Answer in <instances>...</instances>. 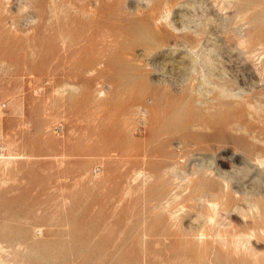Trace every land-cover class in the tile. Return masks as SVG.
<instances>
[{"label": "rangeland", "instance_id": "rangeland-1", "mask_svg": "<svg viewBox=\"0 0 264 264\" xmlns=\"http://www.w3.org/2000/svg\"><path fill=\"white\" fill-rule=\"evenodd\" d=\"M0 163L11 264H264V0H0ZM173 186L228 195L250 251H161ZM177 203L197 233L209 209Z\"/></svg>", "mask_w": 264, "mask_h": 264}, {"label": "bare ground", "instance_id": "bare-ground-1", "mask_svg": "<svg viewBox=\"0 0 264 264\" xmlns=\"http://www.w3.org/2000/svg\"><path fill=\"white\" fill-rule=\"evenodd\" d=\"M176 85V84H175ZM193 91H196V88H193ZM203 106V105H202ZM3 150V149H2ZM2 154V153H1ZM8 155V154H7ZM9 156V155H8ZM4 157V156H3ZM2 159H4V158H2ZM5 161H10L11 160V158L10 159H8V160H6V159H4ZM1 164V163H0ZM8 164H9V162H8ZM9 165H11V164H9ZM198 166V165H197ZM200 166V165H199ZM6 167V166H5ZM4 167V168H5ZM7 168V167H6ZM5 168V169H6ZM9 169V168H8ZM179 171V170H178ZM168 172H170V171H168ZM181 172V171H180ZM141 174L143 173V172H140ZM139 173V174H140ZM174 173H175V171H174ZM173 173V174H174ZM206 173V172H205ZM140 174V175H141ZM145 174V173H144ZM142 175V177L144 176L145 178H144V182H143V185L145 184L146 186H147V182H150L151 180H149L150 179V177H148L150 174L149 173H147L146 175ZM149 174V175H148ZM184 175H185V172L183 173ZM194 174H196V173H194ZM209 174V173H208ZM207 173L205 174V175H208ZM148 175V176H147ZM152 175V174H151ZM165 175V174H164ZM170 175V174H169ZM168 175V176H169ZM204 175V176H205ZM137 176H138V174H137ZM218 176L220 177V178H223V180H225V181H227V176H224V175H222L220 172H219V174H218ZM153 177V176H152ZM151 177V178H152ZM164 177V176H163ZM167 177V175L165 176V178ZM187 177H189V175L187 174ZM186 177V178H187ZM154 178V177H153ZM161 178V177H160ZM164 178V179H165ZM176 178V177H175ZM178 178V177H177ZM185 177H184V180L186 179ZM195 178V177H194ZM136 179V178H135ZM134 179V180H135ZM155 180H156V178H154ZM153 179V180H154ZM174 179V178H173ZM138 180H139V178H138ZM138 180H136L135 182H137V184H138ZM142 180V179H141ZM140 180V181H141ZM157 180H158V178H157ZM194 180H196V178L194 179ZM160 181V180H159ZM132 182H134V181H132ZM152 182V181H151ZM161 183H162V181H160ZM169 182H170V180H169ZM185 182H187V184L189 183L190 184V182H191V180H190V182L189 181H185ZM156 183H157V181H156ZM164 184H165V182H163ZM162 183V184H163ZM171 183V182H170ZM180 183V182H179ZM131 184H133V183H131ZM173 184V183H172ZM186 184V185H187ZM224 184V183H223ZM133 185H135V184H133ZM132 185V186H133ZM150 185V184H149ZM153 185V184H152ZM155 185V184H154ZM158 185H160V183L158 182ZM165 185H167V181H166V184ZM170 185V184H169ZM180 185V184H179ZM192 185V184H191ZM227 185V184H226ZM225 185V186H226ZM131 186V187H132ZM146 186H144V188L146 187ZM157 186V185H156ZM155 186V187H156ZM160 186H162V185H160ZM171 186V185H170ZM175 186V185H174ZM173 186V187H174ZM158 187V186H157ZM177 187V186H176ZM227 187V186H226ZM142 189H144L143 187H141ZM151 189H152V187H150ZM179 188H181V186L180 187H178V189ZM188 188V187H187ZM196 188V187H195ZM202 188V189H201ZM201 188H197V189H201L202 191L203 190H205V189H203V187H201ZM205 188V187H204ZM213 188V187H212ZM128 189V188H127ZM139 190H140V188H138ZM141 189V190H142ZM146 189H147V187H146ZM150 189V190H151ZM164 188H162V190H159L158 191V195H156V197L155 196H153L154 198H153V204H156V206L153 208V209H157L156 210V213H158L157 211L159 210V212L160 213H158V214H155L154 216L155 217H159V219L160 218H162V223H161V226H160V229H158L154 234H153V236H155V238H154V241H155V239H157L156 237H158V242H154V244H157V246H159V248L161 249V251H167V250H171L172 248H174L176 245H178V244H187L188 246H190L189 245V243H190V236H192V238H194L193 240H192V243L193 244H195V246L197 247H199V250L202 252V250H204L203 251V253L202 254H204V252H206V247L210 244V245H212V244H214L215 242H217V241H221V242H223L224 244H228V243H230V241L233 243V248L235 247V250L238 252L239 250H241V248L243 247L244 249L243 250H245V248L248 250V251H250V249H248L247 248V246L250 244V239H252V238H250V236L248 235V234H246V233H242V231H241V235H237V234H233V235H229L228 233L229 232H224V231H222L219 227H221V226H219V225H222V223L221 224H219V220H217V217H218V214L219 213H221L220 212V209H221V206H224V205H228V203H229V197H228V195H225L224 194V196L223 197H220V196H218L216 193H215V190L214 189H210L211 191H209V192H203V193H201V192H192L191 191V193L189 194V195H187V196H184L185 194H183L184 192H185V190H182L181 189V192L180 193H178L177 191V188H175L174 187V189L172 190V188H171V190H166L165 191V189L163 190ZM177 191H176V190ZM196 189V190H197ZM228 189V188H227ZM133 190V189H132ZM149 190V191H150ZM180 190V189H179ZM191 190H195V189H192L191 188ZM135 191V190H134ZM138 191V190H137ZM142 191H145V189L144 190H142ZM146 191H148V190H146ZM148 191V192H149ZM183 191V192H182ZM190 191V190H189ZM140 192V191H139ZM138 192V193H139ZM147 192V193H148ZM142 193V192H141ZM229 193V192H228ZM227 193V194H228ZM128 194V193H127ZM130 194V193H129ZM128 194V195H129ZM143 194H145V193H143ZM127 196V195H126ZM130 196V195H129ZM128 196V197H129ZM131 196H133L134 197V195L132 194ZM140 196H141V199H142V194H140ZM239 196V195H238ZM126 198V197H125ZM129 198H131V197H129ZM231 199V198H230ZM150 200H152V198H150ZM190 201V203H192V205H191V207L192 208H194V209H196L197 207H205V208H207V209H209V210H207V211H210V214H209V216L203 221V222H198L199 223V227L200 228H198L197 229V233L194 231V233H190V232H187V231H184V229L182 230L181 228V226H180V224H181V222H182V220L187 216V213H186V211L184 210L185 208L184 207H186L185 205L184 206H182V207H180L179 209H171L173 206L172 205H174L175 203H177V202H179V201H181V202H184V201ZM143 201V200H142ZM144 202V201H143ZM145 204V203H144ZM177 204H179V203H177ZM182 204V203H181ZM201 204V205H200ZM149 207H150V204H149ZM149 207H148V209H149ZM152 207V206H151ZM177 207H179V206H177ZM239 207V206H238ZM145 208V207H144ZM147 209V208H146ZM187 209V208H186ZM188 210V209H187ZM146 211V210H145ZM151 211H152V209H151ZM193 211H195V210H193ZM249 211V210H248ZM255 211V210H254ZM143 212H144V210H143ZM154 211H152V213H153ZM203 212V211H202ZM151 213V212H150ZM251 213V212H250ZM253 213V212H252ZM251 213V214H252ZM256 213V212H255ZM146 214V219H145V222H147V217H151V216H148V214L147 213H145ZM254 214V213H253ZM260 214V213H259ZM140 215H142L141 213H140ZM153 215V214H152ZM199 216L200 215H202L201 213H199L198 214ZM249 215V214H248ZM144 216V215H143ZM220 216H222V215H220ZM252 215H250L248 218H250ZM254 216H255V214H254ZM253 216V217H254ZM260 216V215H259ZM259 216H258V218L257 219H259ZM139 217H141V216H139ZM195 217V216H194ZM223 217H224V215H223ZM226 217V216H225ZM260 217H263V214H262V216H260ZM220 218V217H219ZM218 218V219H219ZM255 218V217H254ZM130 219H131V217H130ZM159 219H158V221H159ZM192 219H193V217H192ZM256 219V218H255ZM256 219V220H257ZM251 220H254V219H252V217H251ZM158 221H156V222H158ZM132 222V221H131ZM254 222V221H253ZM187 223V222H186ZM154 224V223H153ZM157 224V223H156ZM219 224V225H218ZM228 224V223H227ZM234 224V223H233ZM225 225V224H224ZM229 225V224H228ZM232 225V224H231ZM150 226H152V225H150ZM154 226H155V224H154ZM154 226L152 227V229L154 228ZM246 226V225H245ZM248 226H250V225H248ZM181 227V228H180ZM233 227V226H232ZM251 227H252V225H251ZM98 228V227H97ZM101 228V227H100ZM109 228V227H108ZM224 228V227H223ZM234 228V227H233ZM253 228V227H252ZM150 229H151V227H150ZM235 229V228H234ZM259 229V228H258ZM99 230H101V229H99ZM99 230H98V232H99ZM154 230V229H153ZM253 230H255V229H253ZM261 230V229H260ZM260 230H259V232H260ZM244 231V230H243ZM256 231V230H255ZM254 231V232H255ZM258 231V230H257ZM264 231V230H263ZM262 231V232H263ZM150 231H148V230H145V232L143 233V254H144V262L146 261L147 262V260H148V257H149V255H150V251H149V246L151 245H149L148 246V237L150 238V235H151V233H149ZM151 232H152V230H151ZM245 232V231H244ZM248 232V231H247ZM250 232V231H249ZM253 232V231H252ZM97 233V232H96ZM256 233V232H255ZM254 233V234H255ZM261 233V232H260ZM264 233V232H263ZM140 234V233H139ZM138 234V235H139ZM262 234V233H261ZM141 235V234H140ZM140 235H139V237H140ZM256 235H257V233H256ZM256 235H255V237H256ZM260 235V234H259ZM152 236V235H151ZM231 236V237H230ZM137 237V236H136ZM254 237V236H253ZM254 237V238H255ZM264 237V236H263ZM99 238V237H98ZM138 238V237H137ZM159 238H161V239H159ZM257 239H258V236L256 237ZM255 238V239H256ZM152 242V241H151ZM150 242V243H151ZM218 243V242H217ZM153 244V243H152ZM221 244V243H220ZM219 244V245H220ZM209 245V248L211 247ZM218 245V244H217ZM222 245V244H221ZM194 246V245H193ZM229 245H227L226 247H228ZM24 247V243L23 242H18L17 244H16V248L18 249H22ZM152 247V246H151ZM156 246L154 245V248H155ZM181 247V246H180ZM220 247H222V246H220ZM224 247V246H223ZM230 247V246H229ZM231 247V248H232ZM154 248H152V249H154ZM184 248V247H183ZM208 248V247H207ZM218 248H219V246H218ZM155 249H158V248H155ZM189 251L191 250L189 247L187 248ZM223 249H225V247L223 248ZM227 249V248H226ZM109 250V249H108ZM151 250V249H150ZM178 250H180V248L178 249ZM228 250V249H227ZM235 250H233L234 252H235ZM155 251V250H154ZM181 251V250H180ZM180 251H178V252H180ZM183 251V250H182ZM221 251V250H220ZM223 251V250H222ZM246 251V250H245ZM252 251V254H253V250H251ZM7 252V248L3 245V242L2 241H0V264H11V261H8V260H6L5 258H4V254ZM201 252H200V256L202 257V254H201ZM228 252V251H227ZM244 252V251H243ZM242 252V253H243ZM154 253V252H153ZM157 253H159V252H157ZM161 253V252H160ZM159 253V254H160ZM164 253V252H163ZM177 253V252H176ZM207 253V256L209 255L208 254V252H206ZM248 253V252H247ZM260 253V252H259ZM180 254V253H179ZM190 254H191V252H190ZM228 254L230 255V253L228 252ZM239 254V253H238ZM249 254H251V252L250 253H248V255ZM153 255V254H152ZM205 255V254H204ZM234 255H236V256H240V254L239 255H237V253L235 252L234 253ZM245 255H246V253H245ZM254 255L255 254H253L252 255V257H254ZM108 256V255H107ZM151 256V255H150ZM154 256V255H153ZM169 256V255H168ZM171 257L173 256V253H172V255H170ZM185 256V255H184ZM192 256H194V255H192ZM196 256V255H195ZM206 256V257H207ZM186 257V256H185ZM211 257V256H210ZM230 257V256H229ZM149 258H151V257H149ZM156 258V257H155ZM160 258V257H159ZM194 258V257H193ZM208 258H209V256H208ZM248 258H251V255L248 257ZM186 259V258H185ZM190 258H188L187 260H189ZM196 259V258H195ZM201 259V258H200ZM259 259V258H258ZM150 260V259H149ZM151 260H152V258H151ZM153 260H154V258H153ZM152 260V261H153ZM202 260V259H201ZM209 260V259H208ZM239 260V259H238ZM252 260V259H251ZM255 260V259H254ZM142 261V260H141ZM151 261V262H152ZM173 262H175V261H173ZM185 262H186V260H185ZM194 262H195V260H194ZM256 262V261H255ZM164 263V262H163ZM169 263V262H168ZM196 263V262H195ZM199 263H201V261L199 262ZM209 263H211V262H209ZM258 263V262H257ZM14 264H24L23 262H16L15 261V263ZM142 264V263H141ZM170 264V263H169ZM187 264V263H186ZM198 264V263H197Z\"/></svg>", "mask_w": 264, "mask_h": 264}]
</instances>
